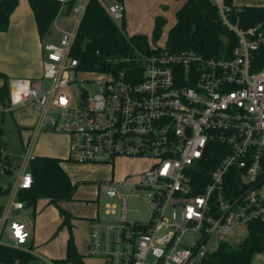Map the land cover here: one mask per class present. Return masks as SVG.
I'll return each mask as SVG.
<instances>
[{
    "label": "built area",
    "instance_id": "1",
    "mask_svg": "<svg viewBox=\"0 0 264 264\" xmlns=\"http://www.w3.org/2000/svg\"><path fill=\"white\" fill-rule=\"evenodd\" d=\"M57 1L51 25L59 37L42 45V74L9 79L7 109L33 105L31 145L44 129L62 133L72 163L113 170L119 158L147 162L101 183L118 203L90 218L86 254L98 264H206L220 243L238 244L250 224L264 223V18L243 27L239 8L211 0L232 35L215 55L134 47L100 71L81 69L71 54L89 0L74 1L70 29L59 25L68 0ZM97 1L115 24L123 19L122 2ZM32 156L27 150L2 204L0 246L33 255V227L18 199L32 184ZM9 167L1 150L0 172ZM124 184L133 192H121ZM130 198L148 206L146 216L128 218ZM250 264H264V246Z\"/></svg>",
    "mask_w": 264,
    "mask_h": 264
},
{
    "label": "trees",
    "instance_id": "2",
    "mask_svg": "<svg viewBox=\"0 0 264 264\" xmlns=\"http://www.w3.org/2000/svg\"><path fill=\"white\" fill-rule=\"evenodd\" d=\"M75 0H68L66 11L70 12ZM122 2V0H116ZM181 6L175 13V22L169 28L166 47L173 50L194 49L205 56H213L222 45V36L231 33L224 28L218 18L215 6L211 0H181ZM231 4V0H225ZM19 0H0V31L7 30L10 15L17 7ZM33 12L37 31L40 37L47 33L53 18L60 8L57 0H28ZM239 8V23L243 27L256 24L264 18V5L234 6ZM165 18L156 16L152 35L158 38L161 34ZM108 16L97 0H89L80 19L77 34L71 54L79 60L81 69L108 70L114 60L128 56L133 48L146 50L149 46L145 34L127 35ZM98 51V54H96ZM0 103L5 106L8 97L7 77L0 71ZM1 135V129H0ZM4 145V143H3ZM2 145V147H3ZM0 147V151L1 148ZM5 159L10 165L8 154ZM63 159L46 155H33L29 160V170L32 184L28 189H20L18 199L26 207L33 206L38 199L46 198L50 203L72 200L77 183L71 181L68 173L62 167ZM6 188L0 187V193L6 194ZM2 204H0L1 211ZM63 222H68L67 216ZM264 246V223H252L248 235L238 244L220 243L206 257V264H250L256 250ZM34 256L17 248L0 246V262L6 264L29 263ZM60 264H81L82 257L77 252L72 238L67 240L65 257L58 261Z\"/></svg>",
    "mask_w": 264,
    "mask_h": 264
},
{
    "label": "rangeland",
    "instance_id": "3",
    "mask_svg": "<svg viewBox=\"0 0 264 264\" xmlns=\"http://www.w3.org/2000/svg\"><path fill=\"white\" fill-rule=\"evenodd\" d=\"M179 2L174 0L169 5V15L165 19V24L162 26L158 38L154 37L151 31L153 17L151 22L143 27L142 33L147 36L149 46L157 48L166 45L167 32L174 21V10ZM63 17L64 20L60 21L59 25L70 29L73 15L70 12L67 13L65 9ZM123 20L124 18L116 22L118 27L122 28ZM123 30L127 35L130 33L125 26ZM58 37L59 33L51 26L50 30L41 37V42L44 44L49 41H56ZM74 87L77 88L76 85ZM8 106V100L5 106L0 103V137L4 142L1 150L5 151V157L8 154L11 166L8 170L5 169L4 172H0V187L2 188H6L15 180L16 173L24 162L23 157L27 150L33 155L39 154L44 151L43 147L52 142L60 148H66L68 151L67 136L50 129L42 130L37 138L36 147L32 146L30 135L32 128L37 123L38 112L33 105L16 107L12 110H8ZM50 137L55 141H52ZM66 158H64V163L67 162L68 165H72L73 169H70L68 165L65 168L71 173L74 183H77L73 199L50 203L46 198H41L33 206H29L24 210L33 227L30 248L34 259L29 264H50L49 262L60 264L58 261L65 257L66 244L69 238H72L77 252L82 257L81 264H98L97 260L86 254L88 223L94 214H102L106 204L118 203L116 198L106 195L105 191L101 189V183L109 181L111 176L114 179H123L128 174L135 175L147 166L146 160L119 158L116 159L112 170L110 166L104 164L77 165ZM128 179L132 178L128 177ZM120 191L129 193L133 192V189L131 185L124 184L120 187ZM5 199L6 194L0 193V204L4 203ZM128 209L129 219L136 216L144 217L148 212V206L145 203L133 198L129 199ZM134 209L136 212L133 211ZM62 210L68 218V222L63 224ZM242 230L241 232L244 234V229ZM216 246L217 244L214 241L209 243L207 247L213 250Z\"/></svg>",
    "mask_w": 264,
    "mask_h": 264
},
{
    "label": "crops",
    "instance_id": "4",
    "mask_svg": "<svg viewBox=\"0 0 264 264\" xmlns=\"http://www.w3.org/2000/svg\"><path fill=\"white\" fill-rule=\"evenodd\" d=\"M173 1L174 0H122L124 6L123 23L124 26L129 29L130 33L128 35L143 34V27L150 23L153 17L152 31L155 17L162 16L166 19L167 15H169V5ZM178 1L180 2L174 10V21L172 25L175 22V13L183 2L181 0ZM231 3L234 6H258L264 5V0H231ZM65 9L66 8H64V10ZM51 26L52 25H50V27ZM39 37L34 15L28 0H19L17 7L10 15L7 30L0 31V71L7 77V82L11 78L34 79L41 76L43 43L41 42V37ZM2 82L3 81L0 80V85ZM38 136L34 142L35 147ZM50 139L55 141L51 137ZM42 149L44 150L42 153L34 155H46L63 159L62 167L68 173L71 181L74 182L71 173L65 168V166L68 165L67 162L64 163L67 149L64 147L60 148L52 142ZM68 167L73 169L72 165H68Z\"/></svg>",
    "mask_w": 264,
    "mask_h": 264
},
{
    "label": "water",
    "instance_id": "5",
    "mask_svg": "<svg viewBox=\"0 0 264 264\" xmlns=\"http://www.w3.org/2000/svg\"><path fill=\"white\" fill-rule=\"evenodd\" d=\"M3 145V139L0 137V147Z\"/></svg>",
    "mask_w": 264,
    "mask_h": 264
}]
</instances>
